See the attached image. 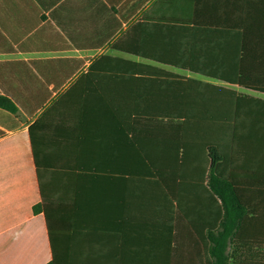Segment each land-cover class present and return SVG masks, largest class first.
<instances>
[{
  "label": "crops",
  "instance_id": "obj_1",
  "mask_svg": "<svg viewBox=\"0 0 264 264\" xmlns=\"http://www.w3.org/2000/svg\"><path fill=\"white\" fill-rule=\"evenodd\" d=\"M83 1L89 0H0V23L15 37L21 34L18 42H22L52 22L51 12L57 8L65 12L61 21L70 15L79 22ZM90 1L94 2V41L103 42L94 48L11 50L18 43L7 35L3 38L2 33L7 31L0 27V62L84 60L82 67L34 114L19 108L18 128L5 130L0 126L4 131L0 134V264H48L54 257L59 264H205V235L198 234L191 223L195 219L204 227L210 217L212 200L204 181L205 166L209 170L210 163L203 152H196L190 145L185 164H179V169L134 167L132 160L168 162L183 155L175 144L164 142L160 125L132 126L111 120V111L131 110L123 105L114 108L94 104V85L88 97L64 94L104 55L223 84L114 50L112 45L147 12L153 19L179 12H203L205 17L251 12L258 18L259 12H264V0H146L107 39L106 21L119 18L117 12L127 15L136 2L143 0L129 6H124L127 0L113 6L106 0ZM237 23L240 24L238 19ZM73 27L74 32L81 30L80 24ZM151 31V43L157 45L162 38L172 43L182 30L167 26L165 30L159 27ZM183 31L185 39L194 44L193 30ZM232 32L233 37L229 35ZM237 32L240 31L205 27L200 35L203 45L223 48L228 40L236 43L240 39ZM94 79L101 80L105 91H116L109 82L133 77L97 74ZM236 88L264 98L262 93ZM244 191L251 207L264 206V186Z\"/></svg>",
  "mask_w": 264,
  "mask_h": 264
},
{
  "label": "trees",
  "instance_id": "obj_2",
  "mask_svg": "<svg viewBox=\"0 0 264 264\" xmlns=\"http://www.w3.org/2000/svg\"><path fill=\"white\" fill-rule=\"evenodd\" d=\"M119 1L106 0V3L113 6ZM133 1L127 0L124 6ZM145 1L136 2L127 15L117 12L119 18L107 20L109 33L105 39L131 19ZM92 6L94 2L83 1V9L78 12L81 14L79 22L70 15L61 21L65 12L57 8L51 12L52 22L22 42H18L21 34L15 37L5 24L0 23L7 31L2 33L3 38L7 35L18 43V47L11 50L94 48L103 42L94 41ZM193 13L179 12L153 19L147 12L117 39L112 49L223 84L104 55L89 66L64 97L91 96L94 85V104L114 108L123 105L131 110L124 113L111 111V120L132 126L160 125L164 142L175 144L183 155L180 161L168 162H148L141 157L132 160L134 167L179 169V164H185V153L190 145L196 152H203L210 163L209 170L205 166L207 175L204 176L212 200L210 217L204 227L195 219L191 223L198 234L205 235V264H264V206L251 207L244 198L245 188L264 186V98L236 88L264 94V12H259L258 18L251 12H242L240 16L225 12L211 17L203 16V12ZM255 21L256 25H253ZM76 24L81 25L78 32L73 30ZM167 26L182 30L179 37L172 43L162 38L153 45L149 32L159 27L165 30ZM205 27L237 29L240 39L236 43L233 39L228 40L227 47L223 48L216 44L205 46L200 35ZM186 29L193 30L194 44L185 39L186 31L183 30ZM229 35L234 36L233 32ZM207 58L210 63L206 62ZM83 64V59L76 58L0 62V90L3 93L0 95V126L5 130L18 128L20 121L16 113L19 108L34 114ZM97 74L131 76L133 79L109 82L116 86V91H105L101 80L94 79ZM133 131L136 130L132 127V133H135ZM3 133L0 130V134ZM133 139L132 146L136 150ZM167 252L170 261V246ZM48 264L59 263L54 257Z\"/></svg>",
  "mask_w": 264,
  "mask_h": 264
}]
</instances>
